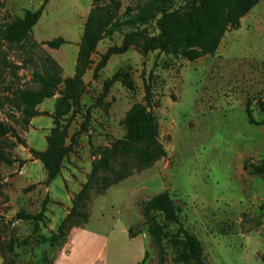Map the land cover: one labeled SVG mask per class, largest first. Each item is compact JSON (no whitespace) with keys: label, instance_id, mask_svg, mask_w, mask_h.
I'll return each instance as SVG.
<instances>
[{"label":"rangeland","instance_id":"obj_1","mask_svg":"<svg viewBox=\"0 0 264 264\" xmlns=\"http://www.w3.org/2000/svg\"><path fill=\"white\" fill-rule=\"evenodd\" d=\"M42 1L0 0V21L22 16L24 10L36 9ZM150 1L165 8L181 3L120 0L116 19L128 17L127 7L133 16ZM92 4V0H48L29 38L1 41L0 71L5 84L37 87L33 72L39 71L45 56L61 66L64 77L73 75L83 24ZM134 27L157 32L152 20L122 24L120 31L98 42L92 65L83 76L81 111L72 117L68 128L74 140L72 152L49 183H45L41 162L29 149H45L59 93L38 104V114L27 121L21 110L9 104L0 109V121L10 128L0 136V237L12 236L21 242L16 251L22 261H38L47 253L53 256V264L59 258L57 264H128L123 254L133 253L143 240L140 264H181L173 261L175 249L167 241L163 243L164 261H159L147 228L135 241L127 235L128 227L143 218L138 202L167 191L181 203L180 223L201 242L205 264H264V223L249 231L239 225L244 213L252 217L262 213L264 222V176H249L243 169L245 161L264 160V113L256 107L257 99L264 98V0L240 19L238 27L223 34L212 54L189 61L159 50L143 56L132 46L112 55L94 78L92 68L100 55L109 45L120 44L122 34ZM56 37L66 42L51 48L47 42ZM2 60L13 67H5ZM119 70L130 74L134 90L118 80L106 86ZM144 80L150 86L151 109L164 157L135 167L131 175L102 194L97 192L99 183L110 173L98 171L91 188L88 221L83 227H73L61 248L32 240L22 243L33 233L34 222L13 220L12 216L19 210L38 212L47 198L45 220L39 223L37 233L49 236L56 230L101 150L122 138L125 113L134 102H143ZM247 103L254 123H249L245 114ZM156 221L169 233L178 227L161 217ZM71 248L75 249L73 254L66 257Z\"/></svg>","mask_w":264,"mask_h":264},{"label":"trees","instance_id":"obj_2","mask_svg":"<svg viewBox=\"0 0 264 264\" xmlns=\"http://www.w3.org/2000/svg\"><path fill=\"white\" fill-rule=\"evenodd\" d=\"M47 1L43 0L36 9L24 10L22 16H15L9 22L0 21V42H19L29 38L31 29ZM180 1L181 3L174 8L161 7L150 1L133 16H129L127 7L125 13L128 17L118 21L116 16L120 0H92V7L83 24L73 75L64 77L61 66L50 56H45L39 71L33 72V81L37 84L35 88L11 87L5 84L0 71V109L9 104L12 108L21 110L26 121L38 114L36 110L38 104L56 92L59 93L60 97L52 111V127L45 138V149L41 151L29 149L45 170V183L59 175L63 160L72 152L74 140L72 135L69 136L68 128L72 117L81 111V97L85 90L83 76L91 67L92 55L103 37H110L114 32L120 31L122 24L133 25L137 22L146 24L150 20L154 21L157 30L156 33H149L146 28L134 27L124 32L120 44L109 45L100 55L92 68L94 78L112 55L122 54L132 46L143 56L159 50L193 61L203 55L214 53L223 34L230 28L238 27L240 19L260 0ZM65 42L63 38L56 37L47 44L51 48H58ZM2 61L5 67H13V64ZM114 80H118L128 90L135 88L130 74L126 71L115 72L110 80L105 82L106 86ZM60 85L62 88L58 90ZM143 90V102H134L125 113L122 138L113 140L109 146L101 150L98 159L92 164L86 181L73 195L69 211L55 231H51L49 236L37 233L39 223H44L45 220L47 198L42 201L38 212L27 213L19 210L12 216L13 220L34 222L33 233L24 238L22 243L32 240L36 243L46 242L53 248H61L67 241L69 231L73 227H83L88 221V209L92 202L91 188L98 178V171L110 173L109 177L103 178L99 183L97 192L102 194L110 185L131 175L135 167L150 164L164 157L165 150L159 141L157 122L151 109L150 86L145 80ZM256 107L260 113H264V98L257 99ZM245 114L248 122L254 123L248 103L245 106ZM88 119L89 111L86 110L85 121ZM9 129L6 123L0 121V136L7 134ZM12 136L18 143L25 145V141L17 134L12 133ZM6 161L10 163L9 159ZM243 169L249 176H264V160L245 161ZM138 207L143 218L128 227L129 238L137 236L147 228L150 242L156 248L160 262L164 261L163 243L167 241L175 249L174 262L205 264L201 242L180 223L182 207L180 202L174 200L167 191H162L138 202ZM157 217H161L165 222L177 224L176 231L169 233L163 230L162 225L156 221ZM262 217V213L253 217L244 213L240 228L249 231L264 223ZM20 245L21 242L15 241L12 236L0 237L2 264H53V256L49 257L47 253L38 261L20 260V253L16 251Z\"/></svg>","mask_w":264,"mask_h":264},{"label":"crops","instance_id":"obj_3","mask_svg":"<svg viewBox=\"0 0 264 264\" xmlns=\"http://www.w3.org/2000/svg\"><path fill=\"white\" fill-rule=\"evenodd\" d=\"M137 238H139V236H135L133 238H130V240H137ZM142 240V239H141ZM74 248H71L70 252L66 255V257H68V255H72L74 252ZM64 255H62L61 257H63ZM123 258H125V261L128 262V264H140V262L142 261L143 257H144V241L142 240V243L137 244V248L134 250L133 253L129 252L126 254H123L122 256ZM60 260V258L58 259ZM58 260H56V262L54 264H57ZM124 260V259H123Z\"/></svg>","mask_w":264,"mask_h":264}]
</instances>
